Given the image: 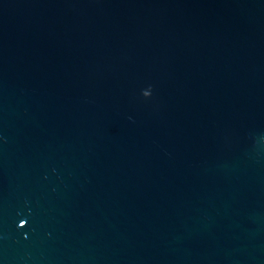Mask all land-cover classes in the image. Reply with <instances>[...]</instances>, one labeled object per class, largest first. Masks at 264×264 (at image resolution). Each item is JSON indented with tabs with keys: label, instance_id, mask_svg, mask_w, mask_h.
I'll list each match as a JSON object with an SVG mask.
<instances>
[{
	"label": "water",
	"instance_id": "water-1",
	"mask_svg": "<svg viewBox=\"0 0 264 264\" xmlns=\"http://www.w3.org/2000/svg\"><path fill=\"white\" fill-rule=\"evenodd\" d=\"M0 264H264V0H0Z\"/></svg>",
	"mask_w": 264,
	"mask_h": 264
}]
</instances>
